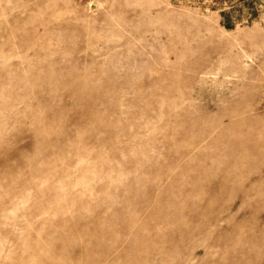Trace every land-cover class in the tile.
<instances>
[{
	"label": "rangeland",
	"instance_id": "1",
	"mask_svg": "<svg viewBox=\"0 0 264 264\" xmlns=\"http://www.w3.org/2000/svg\"><path fill=\"white\" fill-rule=\"evenodd\" d=\"M0 264H264V0H0Z\"/></svg>",
	"mask_w": 264,
	"mask_h": 264
}]
</instances>
